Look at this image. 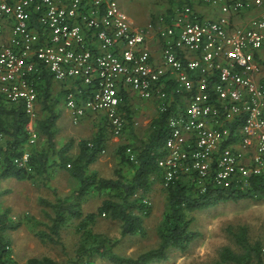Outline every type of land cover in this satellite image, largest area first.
Instances as JSON below:
<instances>
[{
  "label": "built area",
  "instance_id": "built-area-1",
  "mask_svg": "<svg viewBox=\"0 0 264 264\" xmlns=\"http://www.w3.org/2000/svg\"><path fill=\"white\" fill-rule=\"evenodd\" d=\"M182 1L140 25L117 0H0V99L23 106L26 145L37 138L43 67L76 82L64 95L74 121L103 111L113 135L125 127L123 88L156 98L160 111L174 103L156 160L161 187L183 179L203 192L264 176V0ZM197 5L217 15L199 17ZM243 11L250 14L236 23ZM154 34L160 57L149 45ZM125 152L135 160L132 146ZM29 156L23 148L12 160L30 169Z\"/></svg>",
  "mask_w": 264,
  "mask_h": 264
},
{
  "label": "trees",
  "instance_id": "trees-1",
  "mask_svg": "<svg viewBox=\"0 0 264 264\" xmlns=\"http://www.w3.org/2000/svg\"><path fill=\"white\" fill-rule=\"evenodd\" d=\"M182 0H169L165 11H172ZM211 7L208 5H202ZM199 17L203 12L196 8ZM158 16V15H157ZM154 23L155 16L151 17ZM159 43V42H158ZM42 68L41 79L36 81L37 99H40V109L47 110L46 116L38 118L37 125L41 133L46 136V146L40 150L31 152L29 157L30 167L36 172L45 169L49 155L57 152L58 159L55 163L65 167L69 174L76 176L80 181L79 189L75 197L67 200V197L58 198L55 203H49L53 214H47L50 223L46 228L36 230V235L44 242L61 243L60 230L70 219L76 218V229L80 232L79 240L74 250V256L58 261L50 255L30 256L23 262H10L9 241L2 233L5 229L15 228L18 223L9 221L4 213L0 214V264H95L96 257H105L113 264H151L166 260L169 253L174 250L184 251L191 242L200 235L193 228L195 219L193 211L214 205L220 201H236L240 198L249 197L256 200L264 199V176L253 175L249 185L235 188L208 187L201 192L194 189L183 179H177L167 187H162L166 192V211L160 228L157 229L158 239L156 244L139 251L135 255L120 253L114 246L118 239L113 240L107 235L96 232L92 224L100 217L105 216L119 221L120 237L134 234H144V217L150 211V205L145 195L154 181V176L159 175L157 158L162 154L167 130V115L174 108L172 103L166 110L160 111L150 124L147 138L140 139L132 145L136 152L135 160L128 158L125 149L128 144H122L118 152L122 161L127 162L133 169V175L129 180H124L120 170H116L115 178L96 177L95 173H87L86 166L93 162L102 149L103 136L96 134L90 139L79 141V153L73 157L68 151L69 143L62 145L55 151L53 133L51 130L55 120L53 106L46 105L50 94L52 74ZM78 83V82H77ZM78 85V84H77ZM81 97L88 93L81 86ZM62 89L63 96L68 89ZM167 90V87H166ZM176 99L179 95L175 96ZM53 104V103H52ZM45 114V113H44ZM28 119L23 106L18 103H8L0 99V131L8 135L5 145L0 144L3 161L0 163V177L14 176L24 178L30 175L26 167L15 164L12 158L20 155L27 138L25 123ZM91 185L98 190L108 188L107 196L104 197L93 211L84 212L81 204V196L88 191ZM48 203V202H46ZM227 230L232 235L237 248L224 244L218 251V256L212 264H264V227L261 238L251 240L248 235L247 225L242 223L235 228L230 226ZM62 244V243H61Z\"/></svg>",
  "mask_w": 264,
  "mask_h": 264
},
{
  "label": "crops",
  "instance_id": "crops-1",
  "mask_svg": "<svg viewBox=\"0 0 264 264\" xmlns=\"http://www.w3.org/2000/svg\"><path fill=\"white\" fill-rule=\"evenodd\" d=\"M196 8L201 10L205 17L214 18L217 15L216 8L205 7L202 5H197ZM249 14L250 11H243L240 15L235 16L234 21L239 23L242 18ZM131 20L134 21L133 18H131ZM149 45L151 46L154 55L160 57L159 43L157 42L156 45L150 38ZM75 85L76 82L71 79L65 81L52 79L51 82L50 94L46 100V105H52L53 111L56 115L54 124L51 127L53 141L55 143V151L65 143H69L67 152L75 157L79 153L78 143L80 140H87L94 137L96 134H102L101 136L104 138L102 149L97 158L86 166V172L95 173L96 177L115 178L116 170H120L123 176L122 178L124 180H129L133 175V169L127 162L122 161L118 148L122 144L133 145L134 142L136 143L139 142L140 139L147 138V128L145 130V127L134 125L132 117L137 119L141 115L151 114L150 119L147 117L141 120L140 118H138L139 120L137 119V122L141 123L142 126L150 128L151 121L159 114L155 105L157 103L156 98L151 97L139 99L137 98L138 95L135 91L131 90L130 87L127 86L123 88V99L119 104V109L125 118V127L121 135H113L109 131L103 111H96L98 112L96 115L92 114L96 112H87L80 117L79 120H73L71 111L65 104L62 89ZM166 85L167 90L171 95V92L174 89L173 82L167 81ZM129 98H131V104L130 101H128ZM132 98L134 99L132 100ZM39 100L40 99L37 100V117L33 122L38 137L32 144L26 145V143H24L23 147L30 151V154L33 151L40 150L42 147L46 146L47 143L45 134L39 131L37 125V118L42 117V113H45L44 116H46L47 113L46 109H40ZM140 105H142V108L139 109L138 106ZM102 115H104V117ZM137 122L135 124H137ZM8 138V135L3 133L0 137V144L5 145ZM57 159V152L51 153L44 170L36 172L30 167V175L24 178L19 179L14 176L0 177V214L5 211V215L9 221L18 223L15 228L2 231L4 236L8 238L9 248L11 241L12 245H15L17 239L24 240L22 242L24 246L30 247L33 244L31 236L33 234L36 235V229L34 227L37 225V222L43 221L41 220L43 217L42 215H47L49 213L48 209L51 207L50 204L55 203L58 198L67 197V200H72L73 197H75L74 192L79 189L80 181L76 176L69 174L65 167L58 166L55 163ZM108 191V188L98 190L95 185H91L90 188H88V191L81 196L82 209L85 200L88 197H101L102 200L107 196ZM10 193H13L14 197H8L6 200L1 198V196ZM12 198H18V202L12 200ZM23 235H26V237ZM250 236L251 235H249V237ZM28 257L30 256L23 258L22 261H25Z\"/></svg>",
  "mask_w": 264,
  "mask_h": 264
},
{
  "label": "rangeland",
  "instance_id": "rangeland-1",
  "mask_svg": "<svg viewBox=\"0 0 264 264\" xmlns=\"http://www.w3.org/2000/svg\"><path fill=\"white\" fill-rule=\"evenodd\" d=\"M117 1L128 13V15L134 19L133 22L140 25H147L151 21L152 16L156 17L160 13L164 12L169 2V0ZM152 32L154 33L153 30ZM155 39L156 37L154 34L152 40L157 45V41ZM137 98L142 99L138 96ZM133 99L134 98H132V100ZM128 101H130L131 104V98H129ZM155 105L158 109L157 103ZM138 108H142V105L138 106ZM97 113L98 112L92 114L96 115ZM43 115L44 113H42V116ZM102 116L104 117V115ZM145 117L150 119L151 114L141 115L138 118L141 120ZM137 119L132 117L133 124L145 127V130L147 128V135L149 127L142 126L141 123L137 122ZM136 122L137 124H135ZM121 134L122 132L119 135ZM152 178H154V181L152 180V185L144 196L147 203L150 205V211L148 215L144 217V234H134L120 237L119 221L105 216H100L92 224L94 231L103 233L113 240L118 239L114 248L120 253L135 255L139 251L148 248L157 242V229L161 227L160 224L163 221L166 211V192L161 187L160 174L158 177L154 176ZM194 189L196 188L194 187ZM8 197H14V194L10 193L1 196L3 200H6ZM12 200L18 202V198H12ZM100 200L101 197H88L83 205V211L86 212L95 210L99 205ZM48 211L50 215L53 214V209L51 207H49ZM192 213L195 216L192 226L200 232V235L191 242L186 250L179 251L173 249L169 253L166 260L153 262L151 264H212L217 258L218 251L222 245L229 244L237 248L232 235L227 230L228 226L235 228L237 225L244 223L248 227L251 240L261 238L264 227V199L256 200L244 197L236 201H220L214 205L197 209ZM42 216L41 220L43 221L37 222V225L34 227L36 230L44 229L47 224L50 223L48 215ZM76 223L77 219L72 218L61 228L60 240L62 244L41 241L35 234L31 236L33 244L30 247L24 246L22 243L24 240L17 239L16 244H18H15L16 246L12 245L11 241L9 253L10 262H23L22 259L27 256H41L44 254L50 255L58 261H65L66 258L74 256V250L78 243L80 234V232L76 229ZM23 236L26 237V235ZM95 264L113 263L107 258L99 256L95 258ZM251 264L256 263L253 261Z\"/></svg>",
  "mask_w": 264,
  "mask_h": 264
}]
</instances>
